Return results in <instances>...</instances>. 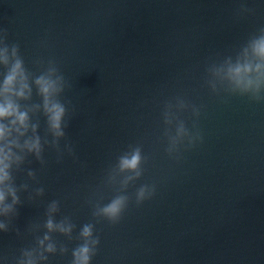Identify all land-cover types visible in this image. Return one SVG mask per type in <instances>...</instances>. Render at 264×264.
<instances>
[{
    "label": "water",
    "instance_id": "water-1",
    "mask_svg": "<svg viewBox=\"0 0 264 264\" xmlns=\"http://www.w3.org/2000/svg\"><path fill=\"white\" fill-rule=\"evenodd\" d=\"M242 2L255 13L238 18ZM261 25L264 0H0V27L20 45L26 66L38 73L35 59H55L69 82L60 145L71 143L75 152L58 163L45 146V166L29 157L16 174L17 184L45 194L31 201L20 194L11 230L0 233V264L34 243L28 228L43 224L52 200L60 202L56 219L69 216L77 226L71 242L53 234L70 250L81 243V226L95 224L100 244L92 264H264V104L238 96L222 102L204 82L208 58L231 53ZM176 95L205 106L203 143L178 163L161 138L163 104ZM182 118L191 127V113ZM136 143L149 160L128 189L129 208L116 225L97 223L87 201L109 165ZM144 183H156L157 192L137 206L134 193ZM102 195L107 203L115 191ZM70 260L69 251L47 264Z\"/></svg>",
    "mask_w": 264,
    "mask_h": 264
},
{
    "label": "clouds",
    "instance_id": "clouds-1",
    "mask_svg": "<svg viewBox=\"0 0 264 264\" xmlns=\"http://www.w3.org/2000/svg\"><path fill=\"white\" fill-rule=\"evenodd\" d=\"M254 13L255 9L243 2L236 10L238 18ZM33 64L42 70L37 73L26 66L20 45L9 43L8 29L0 27V233L11 230L18 216V206L22 204L21 193H28L30 201L45 194L43 187L30 189L28 182H16V174L25 171L23 165L28 158L32 157L42 167L45 166V146L56 151L58 163L65 153L75 156L71 143H65L63 148L60 145L69 124L68 107L61 99L70 87L69 82L55 59L45 62L37 58ZM204 71L206 86L222 102L238 96L264 104V25L250 33L231 53H217L215 58H208ZM34 95L39 98L38 101L34 100ZM204 107L191 103L183 95L164 102L161 138L166 142L164 151L169 159L178 163L184 152L203 143L199 118ZM186 112L193 117L191 127L182 118ZM41 116L45 122L43 136L39 132ZM148 160L140 143L129 144L116 157L115 163L107 168L102 184L93 190L87 201L92 207L93 220L97 223L106 220L112 225L120 223L133 199L128 189L143 177V165ZM26 176L28 180L36 181L35 171L27 169ZM104 188L115 191L107 203L102 202ZM156 192V183L141 184L134 193L135 204L140 206L151 200ZM58 213L60 202L52 200L47 205L43 224L34 223L28 228L29 233L34 235V243L21 248L12 264H47L50 256H64L69 251V264H92L100 244V237L95 235V224L89 222L81 226L75 237L81 243L70 250L68 244L54 239L53 234L71 242L77 226L69 216L57 220ZM42 229V234H38ZM16 235H21L18 229Z\"/></svg>",
    "mask_w": 264,
    "mask_h": 264
}]
</instances>
